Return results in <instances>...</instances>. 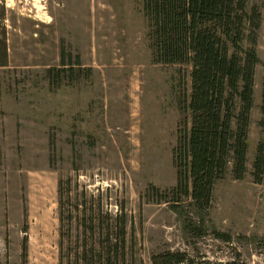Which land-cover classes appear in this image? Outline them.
Instances as JSON below:
<instances>
[{"label":"rangeland","instance_id":"rangeland-1","mask_svg":"<svg viewBox=\"0 0 264 264\" xmlns=\"http://www.w3.org/2000/svg\"><path fill=\"white\" fill-rule=\"evenodd\" d=\"M140 2L0 0V264H76L123 213L136 264L163 250L185 252L194 264L235 254L264 264V175L258 184L252 176L264 141V0H248L261 24L247 172L216 184L201 237L185 229L197 213L141 200L149 185H175L178 97L189 89L190 67L152 63ZM62 62L68 72L54 87L45 71Z\"/></svg>","mask_w":264,"mask_h":264},{"label":"trees","instance_id":"trees-1","mask_svg":"<svg viewBox=\"0 0 264 264\" xmlns=\"http://www.w3.org/2000/svg\"><path fill=\"white\" fill-rule=\"evenodd\" d=\"M140 3L152 63L190 67L189 89L178 97L177 138L172 150L175 185L163 190L149 185L141 200L167 204L176 215H182L186 208L197 213V220L189 217L184 223L187 232L201 237L205 234L202 213L211 208L216 184L227 175L236 181L243 180L247 172L261 14L254 6L248 9V0ZM3 57L6 58L5 54ZM76 61L79 62L78 58ZM5 65V61L0 62V66ZM65 66L62 62L61 68L45 71L54 87L61 82L62 76L58 74L68 72ZM260 111V125L264 126V78ZM263 175L264 141H260L252 163L254 182L260 183ZM119 211H123L122 206ZM112 221L111 232L107 226L105 232L100 231L97 242L81 248L76 264H136L132 244L127 241L126 214H118ZM94 225L96 228L97 223ZM82 227L94 234L92 224L83 222ZM211 233L215 240L231 242L228 234L216 230ZM150 263L194 264V259L185 252L163 250L152 254ZM216 264L248 263L235 254Z\"/></svg>","mask_w":264,"mask_h":264}]
</instances>
